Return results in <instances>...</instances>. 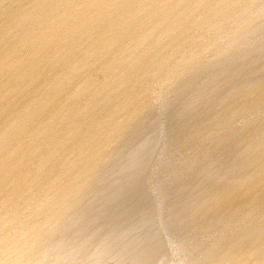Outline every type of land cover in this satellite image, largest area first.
I'll return each instance as SVG.
<instances>
[{
	"label": "water",
	"instance_id": "obj_1",
	"mask_svg": "<svg viewBox=\"0 0 264 264\" xmlns=\"http://www.w3.org/2000/svg\"><path fill=\"white\" fill-rule=\"evenodd\" d=\"M0 264H264V0H0Z\"/></svg>",
	"mask_w": 264,
	"mask_h": 264
}]
</instances>
